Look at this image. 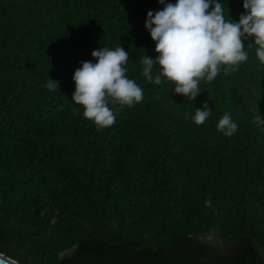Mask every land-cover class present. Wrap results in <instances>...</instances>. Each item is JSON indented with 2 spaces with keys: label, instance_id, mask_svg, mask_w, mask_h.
<instances>
[{
  "label": "trees",
  "instance_id": "trees-1",
  "mask_svg": "<svg viewBox=\"0 0 264 264\" xmlns=\"http://www.w3.org/2000/svg\"><path fill=\"white\" fill-rule=\"evenodd\" d=\"M216 2L234 22L246 13L243 0ZM167 3L176 0H0L6 256L23 264H264V125L253 123L256 109L264 118V64L248 38L247 61L201 81L194 101L167 80L147 81L141 58L158 56L147 13ZM119 45L144 99L110 104L115 123L97 128L72 101L73 75L81 62L96 63L94 50ZM205 103L211 115L196 125ZM225 113L238 125L231 137L217 130Z\"/></svg>",
  "mask_w": 264,
  "mask_h": 264
},
{
  "label": "clouds",
  "instance_id": "clouds-1",
  "mask_svg": "<svg viewBox=\"0 0 264 264\" xmlns=\"http://www.w3.org/2000/svg\"><path fill=\"white\" fill-rule=\"evenodd\" d=\"M159 3L165 4V0ZM243 7L246 13L238 23L226 19L224 6L216 0H176L155 14L149 11L145 28L150 31L158 56L141 58L143 76L156 85L167 80L174 84L176 94L194 101L201 92V81L211 82L221 71L225 75L235 72L247 61L245 39L253 40L248 47L255 46V55L264 64V0H243ZM91 55L96 63L83 61L74 72L72 101L83 107L85 119L97 128H107L115 123L109 105L132 107L142 102L144 90L127 76L129 53L120 45L115 49L102 47ZM157 64L159 71L153 76ZM45 86L50 91L58 89V83L51 79ZM256 111L253 123L261 127L264 118ZM210 115L211 109L205 103L196 108L192 119L196 125H203ZM217 130L231 137L238 125L225 113Z\"/></svg>",
  "mask_w": 264,
  "mask_h": 264
},
{
  "label": "rangeland",
  "instance_id": "rangeland-1",
  "mask_svg": "<svg viewBox=\"0 0 264 264\" xmlns=\"http://www.w3.org/2000/svg\"><path fill=\"white\" fill-rule=\"evenodd\" d=\"M256 224L259 226H262V222L260 220L256 221ZM205 239L209 240L210 242L214 243L215 246L223 251H226L227 247L225 246L224 242L219 239L218 237L212 236V235H208L205 236ZM71 252V249H67L66 251H62L59 253L60 256H66ZM16 261V260H15Z\"/></svg>",
  "mask_w": 264,
  "mask_h": 264
},
{
  "label": "water",
  "instance_id": "water-1",
  "mask_svg": "<svg viewBox=\"0 0 264 264\" xmlns=\"http://www.w3.org/2000/svg\"><path fill=\"white\" fill-rule=\"evenodd\" d=\"M0 264H23L11 259L10 257L6 256L4 253L0 252Z\"/></svg>",
  "mask_w": 264,
  "mask_h": 264
}]
</instances>
